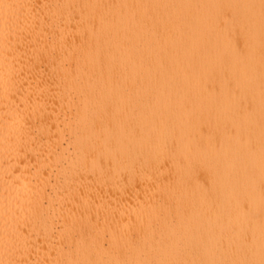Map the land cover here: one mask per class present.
Returning <instances> with one entry per match:
<instances>
[{
  "label": "bare ground",
  "instance_id": "obj_1",
  "mask_svg": "<svg viewBox=\"0 0 264 264\" xmlns=\"http://www.w3.org/2000/svg\"><path fill=\"white\" fill-rule=\"evenodd\" d=\"M0 264H264V0H0Z\"/></svg>",
  "mask_w": 264,
  "mask_h": 264
}]
</instances>
